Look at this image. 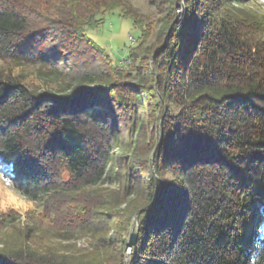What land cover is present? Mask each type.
<instances>
[{
    "label": "trees",
    "instance_id": "trees-1",
    "mask_svg": "<svg viewBox=\"0 0 264 264\" xmlns=\"http://www.w3.org/2000/svg\"><path fill=\"white\" fill-rule=\"evenodd\" d=\"M246 4L163 0L156 24L125 0H0V59L36 68L0 70V165L43 201L34 233L68 241L28 229L0 264H264V18ZM116 9L141 31L127 65L86 33Z\"/></svg>",
    "mask_w": 264,
    "mask_h": 264
},
{
    "label": "rangeland",
    "instance_id": "rangeland-1",
    "mask_svg": "<svg viewBox=\"0 0 264 264\" xmlns=\"http://www.w3.org/2000/svg\"><path fill=\"white\" fill-rule=\"evenodd\" d=\"M35 7L41 9V12L50 11L51 15L56 13V6L61 3L63 0H26ZM129 5L133 6L140 13L147 16L148 19H152L154 22H159L160 19L166 14L165 9L163 8V0H125ZM247 6L256 13L259 17L264 18V0H246ZM39 5H42L40 7ZM47 9V10H43ZM178 24L177 27L185 19V7L184 4H178ZM87 35L101 48L105 49L116 61H120L122 57L128 56L130 53V40L129 36L132 35L136 37L137 43L139 44L138 37L140 36V28H138L133 19L122 15L119 9L108 11L105 14L99 17V22L94 27H88L86 29ZM72 64V59L70 62L64 61L61 62V65L68 68ZM35 67L33 65L27 64L21 67H15L12 63L0 59V70L8 73H25L29 75L30 80H35L34 74ZM33 83L34 81H29ZM36 84L39 82L35 81ZM144 98H147L146 93H142ZM3 164L0 165V170L7 173L6 169L3 168ZM119 184V181L115 177L108 178L107 182L103 186L109 188H116ZM30 206L23 212H17L10 210L8 212H0V242L2 241H12V239L20 236L21 233H28V229H32L33 237L31 241L37 246L44 245H55L56 247H64L68 245V241H62L51 237L45 231H37L35 234L33 228H49L51 219L49 215L46 216L45 209L43 207V201L31 200ZM23 229V230H22ZM22 230V231H20ZM29 234V233H28ZM130 236V235H129ZM129 239V237H128ZM78 246H87L89 239L80 238L76 240ZM133 248V247H132ZM132 248L128 251V254L132 252ZM129 255L127 256V259Z\"/></svg>",
    "mask_w": 264,
    "mask_h": 264
},
{
    "label": "clouds",
    "instance_id": "clouds-1",
    "mask_svg": "<svg viewBox=\"0 0 264 264\" xmlns=\"http://www.w3.org/2000/svg\"><path fill=\"white\" fill-rule=\"evenodd\" d=\"M30 206L28 195L12 177L0 170V212H23Z\"/></svg>",
    "mask_w": 264,
    "mask_h": 264
},
{
    "label": "water",
    "instance_id": "water-1",
    "mask_svg": "<svg viewBox=\"0 0 264 264\" xmlns=\"http://www.w3.org/2000/svg\"><path fill=\"white\" fill-rule=\"evenodd\" d=\"M137 238H138V232L132 231L130 233L129 239H128V249L130 250L132 247L136 246L137 244Z\"/></svg>",
    "mask_w": 264,
    "mask_h": 264
},
{
    "label": "built area",
    "instance_id": "built-area-1",
    "mask_svg": "<svg viewBox=\"0 0 264 264\" xmlns=\"http://www.w3.org/2000/svg\"><path fill=\"white\" fill-rule=\"evenodd\" d=\"M130 44L133 45L136 42V38L132 35L129 36ZM121 64L127 65L130 64V59H128L126 56L122 57L120 60Z\"/></svg>",
    "mask_w": 264,
    "mask_h": 264
}]
</instances>
